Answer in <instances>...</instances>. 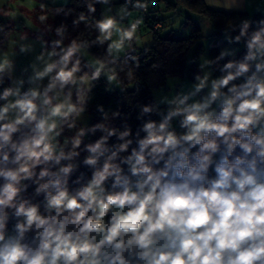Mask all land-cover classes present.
Instances as JSON below:
<instances>
[{"label":"clouds","instance_id":"1","mask_svg":"<svg viewBox=\"0 0 264 264\" xmlns=\"http://www.w3.org/2000/svg\"><path fill=\"white\" fill-rule=\"evenodd\" d=\"M78 6L71 29L83 24L91 39L48 23L41 3L39 52L26 35L0 50V264H264V12L221 30L227 46L210 44L214 57L188 59L190 80L137 103L134 129L102 104L99 120H82L102 80L128 92L158 0ZM202 6L247 12L244 0ZM51 9L65 21L74 11L69 0Z\"/></svg>","mask_w":264,"mask_h":264},{"label":"trees","instance_id":"2","mask_svg":"<svg viewBox=\"0 0 264 264\" xmlns=\"http://www.w3.org/2000/svg\"><path fill=\"white\" fill-rule=\"evenodd\" d=\"M159 1V0H158ZM164 6L157 7L156 9H150L148 18L145 20L142 26L143 31H149L152 33V39L150 44L145 46H138L137 54L140 56V67L134 69V78L128 83V92L124 94L107 93L104 89L103 80L100 86L93 90V100L89 107V112L86 113L90 117L89 123H95L99 120V115L95 113V105L102 104L106 111H116L121 109L128 117V122L132 124L133 128L139 123L136 120L135 106L139 102H148L152 98L151 89L153 87L162 85L166 77L179 74L182 72L187 57L190 51L192 52V58H196L197 61L200 53L204 50L201 43L203 38L200 26L196 24L190 14L195 13L204 17L208 23L212 25L215 30L210 36H208V53L212 58L218 54L219 48H210L209 45L217 43L220 46L226 44L222 38L221 30L230 27L234 23H238L240 16H251L252 19H259L261 13L255 10L252 14L249 12H223L219 9L203 8V0H161ZM43 3L48 5L49 23L53 25H59L61 22H66L69 25V32L75 38L79 39H91L92 35L81 24L80 28L76 31L71 29L72 19L82 11H86L82 6H78L81 0H69V6L74 9L73 15L68 17L65 21L62 16H55L52 14L51 4L47 0H39V5ZM119 3H123V0H119ZM185 9L189 12L180 26L184 29H191L188 35L185 34L175 35L173 30H169L165 34H161V31L168 25L166 19L161 16L162 11L175 12L176 7ZM101 8H97V16L99 15ZM262 12L261 10H259ZM36 12L39 14V7L36 8ZM135 15H143V13H134ZM159 25V27L157 26ZM148 49L147 52L144 49ZM98 50L92 49L88 52L89 55L94 57V54ZM242 51V49H241ZM196 67V65L190 66V69ZM139 83L142 85V91L140 95H133L134 84ZM117 124L120 121H116ZM96 135H100L98 131Z\"/></svg>","mask_w":264,"mask_h":264},{"label":"rangeland","instance_id":"3","mask_svg":"<svg viewBox=\"0 0 264 264\" xmlns=\"http://www.w3.org/2000/svg\"><path fill=\"white\" fill-rule=\"evenodd\" d=\"M52 1V0H51ZM174 1V0H170ZM59 2V0H57ZM159 7H163V1H158ZM39 7V0H0V25L7 26L8 32H7V38L0 34V50L7 51L11 53L16 48V42L19 41V38L21 35L27 36L26 43L34 44L36 52L38 53L40 50V46L38 43H36V35L37 32L40 30L41 25L39 21L37 20L38 12H36V8ZM255 8L252 7L249 13H253L255 11ZM185 12V16L181 17L179 16V13H173L170 11H162L161 16H163L167 21V26L161 31V34L167 33L169 30H173L175 35L184 34L185 30L181 28L180 24L182 21H184L185 17L188 15L189 12H186L185 9H182ZM193 20L196 21V19H204L207 23L208 21L195 13L190 14ZM49 23V18H48ZM145 37H151L152 33L149 31H143L142 32ZM203 38H201V43L203 45L204 50L199 55L198 62H202L204 59H210L209 53H208V36L202 32ZM50 38H55L54 36L50 35ZM223 38V35H222ZM224 39V38H223ZM151 39L145 43L143 46L150 44ZM227 46V44L223 45ZM192 52L190 51L187 57V60L192 58ZM93 57L87 53L86 59H92ZM22 63H26V58H21ZM196 67H193L190 69V67L187 65V61L185 63V66L179 74L171 75L165 78L164 83L162 85L153 87L151 89V93L153 96V93H155L158 89H160L162 86L166 84V82H170L172 84L177 83V81L173 80V77L177 76H186L187 79H191V75L193 72H195ZM90 117L88 114H85L82 124L89 123Z\"/></svg>","mask_w":264,"mask_h":264},{"label":"crops","instance_id":"4","mask_svg":"<svg viewBox=\"0 0 264 264\" xmlns=\"http://www.w3.org/2000/svg\"><path fill=\"white\" fill-rule=\"evenodd\" d=\"M47 1L52 5L51 0ZM237 2H239V0H237ZM244 2L247 7V12L250 11L252 7H257L255 8V10H261L262 12H264V0H244Z\"/></svg>","mask_w":264,"mask_h":264},{"label":"built area","instance_id":"5","mask_svg":"<svg viewBox=\"0 0 264 264\" xmlns=\"http://www.w3.org/2000/svg\"><path fill=\"white\" fill-rule=\"evenodd\" d=\"M157 26V25H156Z\"/></svg>","mask_w":264,"mask_h":264}]
</instances>
